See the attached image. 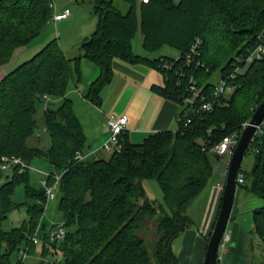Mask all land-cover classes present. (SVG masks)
<instances>
[{"label":"trees","instance_id":"obj_1","mask_svg":"<svg viewBox=\"0 0 264 264\" xmlns=\"http://www.w3.org/2000/svg\"><path fill=\"white\" fill-rule=\"evenodd\" d=\"M91 1L97 25L80 41L78 55L67 54L54 38L0 81V164L4 155L16 154L30 164L45 161L50 170L62 173L58 203L66 236L52 243L44 239L42 255H62L50 264H180L174 242L194 224L189 206L213 177L212 147L229 134H241L264 100V57L240 63L241 69L235 70L237 58L264 31V0H121L129 5L127 11L115 0ZM52 2L0 0V70L18 46L37 37L53 19ZM139 30L149 53L170 45L180 57L136 53L133 40ZM198 37L203 66L187 65L185 55ZM84 58L100 69L85 95L97 106L113 80L115 58L161 70L165 85L154 89L181 104L179 129L153 132L140 143L124 131L121 151L78 158L87 136L67 92L81 79ZM165 61L174 64L165 67ZM192 75L211 99L221 79L234 90L221 96L212 110H201L200 101L190 106L180 97ZM262 130L246 152L254 156L253 167L240 169L250 184L237 189L244 187L264 199V126ZM42 131L51 139L47 147L31 142ZM146 178L158 180L164 203L148 196ZM20 184L26 195L22 202L15 199ZM43 201L46 188L32 182L30 169L5 173L0 168V264H17L22 248L35 251L32 236L45 210ZM22 206L28 218L6 229L4 221ZM150 219H156L154 241L143 235ZM253 222L251 232L258 239L252 238V245L256 240L264 254V204L253 211Z\"/></svg>","mask_w":264,"mask_h":264},{"label":"crops","instance_id":"obj_2","mask_svg":"<svg viewBox=\"0 0 264 264\" xmlns=\"http://www.w3.org/2000/svg\"><path fill=\"white\" fill-rule=\"evenodd\" d=\"M69 17L55 22L68 21L70 20ZM88 29H91L90 25L87 28L85 26L82 35L87 36ZM133 45L134 51L138 54L152 57L165 55L156 52L149 53L143 47V41L141 47L135 46L134 42ZM179 56L180 53L175 57ZM81 68V79L71 83L67 97L73 100L76 114L87 136L86 148L88 152L85 154L87 158L110 157V153L104 152L103 144L110 134L109 117L111 115H128L129 121L126 131L135 143L142 142L145 137L156 131L166 129L176 131L179 129L181 104L174 99L163 96L154 89V87L165 85V75L158 68L144 62L130 63L121 58H115L113 60L114 77L112 82L103 90V102L100 106L91 103L85 97L90 84L99 75L100 69L95 62L87 58L82 59ZM2 72L6 73V70H2ZM53 100L57 103L61 101L60 98ZM227 169L228 167L219 168L217 182L211 185L208 190V202L202 221L195 222L189 211L194 224L183 233L185 237L182 254H177L180 264L204 263L207 237L217 218L224 189L219 183L225 180L224 176ZM237 190L238 193L241 192L240 189ZM248 194L247 191H244L241 193L242 199L237 197L234 200L229 221L230 228H227L232 234V245L226 254L224 264H251L252 262V254L249 253V248L253 245L249 231L252 230L254 222H252L253 217L249 222L247 218H244L243 213L254 211L260 207L261 201L254 197H248ZM246 198L251 201V204L248 208H243L241 202ZM256 204L258 206L255 207ZM246 225H249V230ZM45 229V231L48 230V228ZM219 264H221L220 260Z\"/></svg>","mask_w":264,"mask_h":264},{"label":"rangeland","instance_id":"obj_3","mask_svg":"<svg viewBox=\"0 0 264 264\" xmlns=\"http://www.w3.org/2000/svg\"><path fill=\"white\" fill-rule=\"evenodd\" d=\"M55 3V9L56 11H62L65 7L69 8L71 10L70 14V20H63L61 22H55L53 19L47 23V25L44 27L43 31L34 39H32L29 43L18 46L13 53V57L10 60V62L0 70V81L5 76V72L3 73L2 70H11L20 63L24 62L25 60L30 59L32 56H34L35 53H37L39 50H41L49 41H51L54 38H58V41L62 48L70 55V56H76L80 52L79 50V43L82 40V38L86 35H82L84 28H86L90 25L91 29H88L87 35H90L96 28L97 25V16L92 13V1L91 0H54ZM115 4L121 8L123 11H127L129 5L121 0H115ZM85 31V30H84ZM143 41V35L141 31L139 30L137 34L135 35V38L133 40L135 46L141 47ZM137 47V48H138ZM158 54H165L169 56H177L179 54V50L173 46L170 45H164L162 48L157 52ZM40 116V115H39ZM248 124V122H247ZM246 124V125H247ZM246 127V126H245ZM244 127V128H245ZM243 128V129H244ZM31 142L33 144H39L44 147H47L50 145L51 139L49 134L45 131H42L39 136L32 137ZM31 143V144H32ZM88 152L86 146L84 148V153L86 154ZM106 154H109V151H104ZM230 157H216L212 156L213 164H214V174L213 177L210 180V183L206 190L198 197L196 198L191 205L189 206V211L192 214L193 218L195 219V222H201L202 218L205 214L206 206H207V196H208V190L211 185L216 184L217 182V174L219 168H227L229 165ZM254 165V156L252 152H249L245 155L241 168L245 171L251 170V168ZM32 166L35 169H31V180L32 182L36 183L37 185H40V181L43 178L42 171L50 170L49 165L47 162L42 160H35ZM52 171V170H51ZM145 188L147 190L148 196L152 199H155L158 203H164L163 198V190L156 178H146L143 180ZM246 184H250V178L245 179ZM240 193H238V190L236 192L235 198H241L244 191L246 189L244 187H240ZM249 192H247L248 194ZM248 197H254L255 199H258L261 201V205L264 204V199L255 196L253 194H248ZM15 199L18 202H22L26 199L24 185L20 184L17 186V190L15 193ZM59 198L53 199V200H46V202L43 201V205L45 206V210L42 214V217L40 219L39 224L41 225V231L38 234L39 243L35 244L36 248L35 251L32 253H28V257L26 259L25 264H50V261L54 259H59L62 257L61 254H47L42 255V245L44 241V235H45V228L50 229L52 226L57 224L61 221V213L59 210ZM242 207L248 208L251 204V201L246 198L242 202ZM260 205V206H261ZM255 207L258 206L257 204L254 205ZM244 212V211H243ZM244 218H247L249 222H251L253 217V211H246L243 213ZM28 218V212L26 206H22L18 209H15L9 216L7 220L4 221L3 226L6 229H11L14 226L20 225L23 220ZM253 222V221H252ZM247 224V223H245ZM200 225V223H199ZM249 225H246V228ZM230 228V222L228 224V229ZM252 228V227H251ZM250 238H257L251 230L249 231ZM144 237H146L149 241H154L157 239V232H156V219H150L148 223V228L144 231ZM185 235H180L174 242V249L177 252V254H182V247L184 245ZM232 245V242H231ZM249 253L252 254V262L251 264H264V254L262 252L261 246L257 243L255 240L254 245L249 248Z\"/></svg>","mask_w":264,"mask_h":264},{"label":"built area","instance_id":"obj_4","mask_svg":"<svg viewBox=\"0 0 264 264\" xmlns=\"http://www.w3.org/2000/svg\"><path fill=\"white\" fill-rule=\"evenodd\" d=\"M144 2L148 0H142ZM52 7L54 9V15L53 20L59 21L62 19H65L69 17L71 14V10L69 8H65L62 11H56L55 9V3L54 0L52 2ZM203 45V41L201 38H196L195 41L190 46V49L188 50L187 54L185 55V60L187 65L191 64H197L198 66H203L200 56H201V46ZM264 57V31L259 35L258 41L256 44L251 47L248 52L244 53L240 57L237 58V61L235 62V70L236 72L241 69L239 66L240 63L249 64L253 62L254 60L261 59ZM165 67H172V64L165 62ZM236 72L230 75V78H234L236 75ZM189 88L194 93L193 97L186 98L184 100L185 104H189L190 106H194L195 99L200 95V89H197L196 86L191 83ZM202 90L203 88L200 87ZM234 87L228 84L227 79H221L220 83L216 86L214 91V97L213 99H203L204 102L201 103L200 109L205 111H210L214 108L215 103L221 96L229 95L233 92ZM128 115H118V116H110L109 117V125H110V134L108 139L103 144V149L105 151L110 152V156L118 151H121L122 149V142H121V134L126 131L127 125H128ZM190 121V119L186 122V124ZM247 123L244 124V127ZM264 121H262L258 126L256 133L253 137V140L255 139L256 135L260 134L263 130ZM241 134L235 132L232 134H229L225 136L221 141L216 143L212 149L211 152L216 155L217 157H232V154L235 150V147L240 139ZM252 140V141H253ZM76 156L78 158H87L84 152L78 150L76 153ZM0 168L5 173L13 172L16 169H19L20 171H25L26 169H35L32 164L27 163L21 156H18L16 154L12 155H4L2 158V162L0 164ZM43 174V178L40 181V184L43 185L46 188V200L50 201L53 199L58 198V188H59V182L62 176V173L59 171H51V170H45L41 172ZM227 170L225 172V180H226ZM52 179V181L50 180ZM246 174L243 171H239L237 175V185H243L245 183ZM225 180L223 182H220L219 185L224 188ZM41 225L39 224L37 227L36 232L32 236V240L35 244L39 243L38 234L41 231ZM66 236V228L64 227V221L61 220L54 226H52L50 229H48L45 232L44 238H46L47 243H52L55 241L63 240ZM232 242V234L229 230H226L219 245V251H218V257L221 262V264H224V260L226 257V254L229 250V247ZM29 247L22 248L19 252V262L17 264H25L26 259L28 257Z\"/></svg>","mask_w":264,"mask_h":264},{"label":"water","instance_id":"obj_5","mask_svg":"<svg viewBox=\"0 0 264 264\" xmlns=\"http://www.w3.org/2000/svg\"><path fill=\"white\" fill-rule=\"evenodd\" d=\"M262 121H264V100L256 108L252 118L243 129L229 161L220 209L207 243L203 264H217L220 241L228 228L237 192V175L241 169L243 159L250 143L256 133L257 126Z\"/></svg>","mask_w":264,"mask_h":264},{"label":"bare ground","instance_id":"obj_6","mask_svg":"<svg viewBox=\"0 0 264 264\" xmlns=\"http://www.w3.org/2000/svg\"><path fill=\"white\" fill-rule=\"evenodd\" d=\"M187 54V53H186ZM180 57V56H179ZM179 57H175L176 59H178ZM186 61V60H185ZM167 63H170V64H174V61H165ZM188 84L185 86V84L183 85V88L185 89H182L181 93H180V97L181 99L184 101L186 98H189V97H193L194 96V93L191 91V89L189 88L190 84L193 83L197 89H200V95L198 97H196L195 99V103H197L198 101H200L201 103L204 102L205 99H211L209 94H205L204 91L200 88V86L197 84V79L194 75L190 76L188 78ZM220 83V82H219ZM179 84H181V82H179ZM230 85V84H229ZM205 98V99H204ZM204 99V100H203ZM238 186V185H237ZM219 259V257H218ZM218 259H217V264H218ZM52 264V263H51Z\"/></svg>","mask_w":264,"mask_h":264}]
</instances>
